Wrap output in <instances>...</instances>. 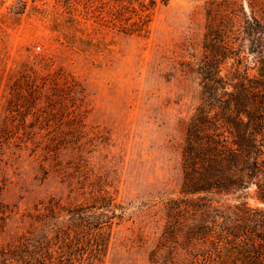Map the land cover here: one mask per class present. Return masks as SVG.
I'll return each instance as SVG.
<instances>
[{
  "label": "rangeland",
  "instance_id": "1",
  "mask_svg": "<svg viewBox=\"0 0 264 264\" xmlns=\"http://www.w3.org/2000/svg\"><path fill=\"white\" fill-rule=\"evenodd\" d=\"M146 1L120 0L118 8L127 23L149 22L148 31L108 26L104 0H0L11 55L55 54L54 66L76 76V85L50 83L45 112L20 124L36 139L10 159L0 199L38 220L51 215L52 198L65 208L68 198L98 190L116 197L129 212L112 225L105 264H147L148 213L162 197L179 196L181 146L197 101L191 65L201 53L203 0H158L148 19L133 12ZM19 227L13 217L0 241Z\"/></svg>",
  "mask_w": 264,
  "mask_h": 264
},
{
  "label": "trees",
  "instance_id": "2",
  "mask_svg": "<svg viewBox=\"0 0 264 264\" xmlns=\"http://www.w3.org/2000/svg\"><path fill=\"white\" fill-rule=\"evenodd\" d=\"M104 1L108 26L149 30V22L121 20L120 0ZM157 1L147 0L134 14L150 18ZM203 3L201 53L191 65L197 101L181 146L179 196L162 197L148 213L146 260L264 264V0ZM59 58L14 57L0 34V194L10 159L36 139L37 131L20 124L34 111L45 112L50 83L76 85L73 71L54 66ZM68 93L69 102L75 91ZM82 196L68 198L65 208L50 199L51 215L41 212L38 220L31 209L0 199V233L13 217L23 226L0 241V264H105L112 225L129 208L102 190Z\"/></svg>",
  "mask_w": 264,
  "mask_h": 264
},
{
  "label": "built area",
  "instance_id": "3",
  "mask_svg": "<svg viewBox=\"0 0 264 264\" xmlns=\"http://www.w3.org/2000/svg\"><path fill=\"white\" fill-rule=\"evenodd\" d=\"M37 48H39V46H37Z\"/></svg>",
  "mask_w": 264,
  "mask_h": 264
}]
</instances>
